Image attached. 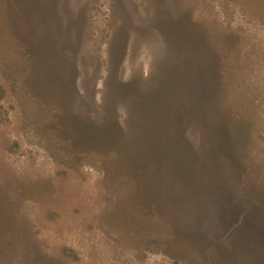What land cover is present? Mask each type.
Instances as JSON below:
<instances>
[{
  "label": "rangeland",
  "instance_id": "obj_1",
  "mask_svg": "<svg viewBox=\"0 0 264 264\" xmlns=\"http://www.w3.org/2000/svg\"><path fill=\"white\" fill-rule=\"evenodd\" d=\"M179 70L186 108L203 97L168 185L143 131ZM0 264H264V21L237 0H0Z\"/></svg>",
  "mask_w": 264,
  "mask_h": 264
},
{
  "label": "trees",
  "instance_id": "obj_2",
  "mask_svg": "<svg viewBox=\"0 0 264 264\" xmlns=\"http://www.w3.org/2000/svg\"><path fill=\"white\" fill-rule=\"evenodd\" d=\"M242 6L249 12L250 15L255 17L256 19H260L261 21H264V0H237ZM196 35L200 38V35L208 38V40L213 41L217 45H228L231 46L232 44L234 45L233 42L230 40H225L222 38H218L211 32H208L204 25L202 24H197L194 27ZM207 33H210L214 36H209ZM215 57V56H214ZM217 61V58H215ZM177 65V64H176ZM176 67V66H175ZM180 69H183L182 67H179ZM171 69V68H170ZM179 75L180 79L178 78V82H175L173 77H170L167 79V83L162 85L161 93H159V99H160V110L162 112V115L159 116V128L158 131L150 133V130L148 132H145L143 135L144 137H147V147L148 149V154L150 156L149 161L151 160L152 162L155 160L156 162L159 161V165H163L164 168V173L168 181V185H170V182H177V180L181 179L182 176L185 174L187 171L185 169V166L192 165L193 162V154L190 152L189 147L193 146L191 145V142H187L186 139V132L187 128H183L184 126L187 125V121L185 120L186 117L191 119V115L193 113V109L197 107V102L202 99V95H196L191 99V108L188 110L185 106L183 97L185 94H191L193 91L192 87L186 89V87H179L181 77H184L187 73L184 72L183 70H179ZM170 74V73H169ZM175 83V84H174ZM175 89H177V94L178 96L174 95L171 96L170 94H175ZM179 92V93H178ZM193 95H190L188 97H191ZM195 100V101H194ZM204 117L203 113L201 115ZM200 116V119H201ZM117 132L121 135H119V144L115 142V161L117 160L116 164L120 161H122V140L125 138L123 134H125V131H123L122 128H116ZM136 135L133 136V138H137L136 142H134L133 148H125L129 152V155L132 154V158L134 159V163L138 162V158H140L139 155V146L140 139H141V131L140 128H137ZM230 134L227 131V140L232 142V144L235 146L237 141H239L238 134L240 133L239 130H233L234 132H231ZM107 138V143H109L110 139ZM131 139V138H130ZM131 141H133L131 139ZM135 141V139H134ZM138 143V144H136ZM194 144V143H193ZM121 145V146H119ZM131 149V150H129ZM114 155V154H112ZM120 164V163H119ZM135 167H138V165ZM177 186L174 184L172 187L171 191V197L172 200L169 202L170 206L166 208V213H167V223H168V228H169V238H173V233L175 230V227L173 225V220L171 219L172 213H174V208H173V198L178 197L177 191ZM140 188V186L138 185Z\"/></svg>",
  "mask_w": 264,
  "mask_h": 264
}]
</instances>
